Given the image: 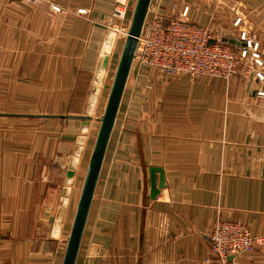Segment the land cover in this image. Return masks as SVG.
<instances>
[{"label": "crops", "instance_id": "crops-1", "mask_svg": "<svg viewBox=\"0 0 264 264\" xmlns=\"http://www.w3.org/2000/svg\"><path fill=\"white\" fill-rule=\"evenodd\" d=\"M135 3L0 0L3 74L27 75L36 87L46 81L50 89L28 93L37 105L29 110L37 113H13L31 117L0 116L36 122L34 142L20 135L15 150L0 127V264L63 263L98 133L93 128L113 83L106 34L114 8L123 4L132 12ZM260 13L251 20L263 53ZM233 36L228 42L239 44ZM154 75L151 86L138 87L133 63L76 264H208L218 220L241 222L262 239L235 264H264L261 83L252 69L229 83ZM154 167L164 170L166 185L152 200Z\"/></svg>", "mask_w": 264, "mask_h": 264}, {"label": "built area", "instance_id": "built-area-1", "mask_svg": "<svg viewBox=\"0 0 264 264\" xmlns=\"http://www.w3.org/2000/svg\"><path fill=\"white\" fill-rule=\"evenodd\" d=\"M188 10V7L184 8L174 19L166 18L160 12L154 14L139 38L134 59L137 74L142 76L145 70L150 69L160 77L186 75L191 79L205 77L228 82L240 69L249 65L262 85L257 95L264 97V52L261 53L256 38L242 31L237 47L228 42L232 38L211 34L190 22ZM125 12V7L115 9L118 17ZM240 21L237 19L234 26H238ZM209 241L208 264H235L237 258L262 244V239L253 237L241 222L221 220L214 224Z\"/></svg>", "mask_w": 264, "mask_h": 264}, {"label": "rangeland", "instance_id": "rangeland-1", "mask_svg": "<svg viewBox=\"0 0 264 264\" xmlns=\"http://www.w3.org/2000/svg\"><path fill=\"white\" fill-rule=\"evenodd\" d=\"M153 1V5L151 6V10L149 11L148 22L145 24L144 28L148 26V24L152 21V18L155 17V13L160 12L164 17H173L174 19L178 18L183 12L184 8L188 7V16L190 22L196 23V20H200V27L208 30L211 34L220 35L225 39H233V35L236 34L238 40L241 32L246 31L247 36L256 38V40L260 43L261 48V41L255 33L251 18H254L258 13H260V11H263L264 14V0H163V5L160 4V0ZM169 3H171V7H169ZM134 6H131L132 9H130V11H133ZM117 7L126 8V12L123 16L118 17V15L115 14V9ZM54 10L59 11V8H54ZM128 11L129 7L123 4H118L114 8L113 16L116 21H113V24H111L110 29L112 30L109 29V32L106 34L105 38V42L107 43L105 52H109L110 55L112 53V64L109 73V79H111L112 82L130 27L132 12ZM237 19L241 21L238 26H234ZM0 42H2V39H0ZM238 45L239 44H236L237 47ZM0 68V114L37 113V111L29 110L30 107H36L37 105H35L36 102L33 98H31V96L28 95V93H35L37 91H40L41 88L42 93H48L50 89L47 85V82L43 81L42 87H36L35 81H30V79L27 78V75L14 73L13 76H17V78L11 79L9 78L10 76H5L3 74L5 71L2 70L3 65L0 64ZM250 70L251 69L249 68V65H247L246 68L240 69L238 74L240 73V71L249 72ZM136 72L138 73V67H136ZM238 74L236 76H238ZM153 75L154 73L152 70H145L144 74L139 77L142 78V80L140 81L138 87L147 88L151 86L150 79L153 77ZM253 76L255 79L254 73ZM230 81L224 82L229 83ZM20 109H27L29 111ZM38 112L40 113V111ZM35 125V120L25 119L17 121L0 117L1 130H8L12 135L13 150L17 148V145L15 143H18V137L20 135L25 134L28 138L31 139L32 142H34L36 137ZM45 125L46 124L43 125V128L46 131L47 126ZM99 126L100 122L95 124L93 132L95 131L97 133L99 130Z\"/></svg>", "mask_w": 264, "mask_h": 264}, {"label": "water", "instance_id": "water-1", "mask_svg": "<svg viewBox=\"0 0 264 264\" xmlns=\"http://www.w3.org/2000/svg\"><path fill=\"white\" fill-rule=\"evenodd\" d=\"M152 0H136L132 11L130 27L127 38L121 52V56L114 75L112 87L105 107L104 114L100 119V126L97 133L92 156L89 162L87 174L82 187L78 206L76 209L72 229L68 238L67 247L62 264H76L79 249L82 243L85 227L87 224L91 204L95 194V189L100 176L101 168L108 148L110 136L115 125L119 107L127 86V82L134 63L136 50L139 44V38L143 32L148 13L150 11ZM212 44V42H210ZM109 57L106 56L103 62V68L108 65ZM3 117H31L30 115L0 114ZM42 118H60V119H80L88 121L90 118L66 117V116H40ZM151 180V199L155 200L160 191L166 185L165 173L161 168L150 169ZM157 174H159L157 181ZM72 176V173H69ZM232 259L230 258V261Z\"/></svg>", "mask_w": 264, "mask_h": 264}]
</instances>
